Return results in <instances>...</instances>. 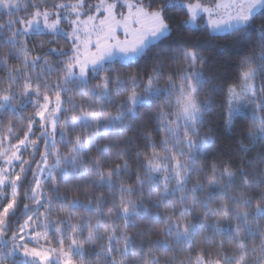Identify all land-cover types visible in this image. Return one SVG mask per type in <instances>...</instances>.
Wrapping results in <instances>:
<instances>
[{"label":"snow or ice","instance_id":"snow-or-ice-1","mask_svg":"<svg viewBox=\"0 0 264 264\" xmlns=\"http://www.w3.org/2000/svg\"><path fill=\"white\" fill-rule=\"evenodd\" d=\"M45 4L0 0V46L8 47L0 56V70L7 72V86L0 89V121L3 114L19 110L13 103L17 99L23 101L20 109L28 104L35 109L17 143H11L16 138L12 121L9 135L0 136V264H76L74 257L80 264H177L175 252L184 245L189 249L187 264H193L192 237L201 229L231 239L239 255H224L221 240L216 242L217 259L202 247L194 264H264V0ZM177 6L186 9L187 19L181 23L188 27L198 28V19L206 14L211 37L256 34L260 51L253 48L241 57L238 83L228 84L225 91L219 74L207 70L206 57L186 47L184 38L170 39V9ZM21 11L24 15H18ZM64 22L71 31L61 27ZM33 35L51 37L38 42L41 48L55 44L57 37L70 40L71 48L49 47L48 53L60 58L54 65L47 56L33 54ZM153 49L146 78L113 70L117 61L135 62ZM165 52L168 60L178 61L167 72ZM9 57L19 66L10 68ZM165 75V86H160L157 81ZM161 97L163 102L157 103ZM154 104L155 125L141 134L149 151L135 153L133 169L123 159L134 141L126 133L138 119V109L151 110ZM245 120L251 125L237 138L235 129ZM213 121L223 126L234 146L227 161L213 164L209 174L193 181V173H205L197 159L216 142L214 125L201 133ZM153 132L160 136L158 142ZM25 151L29 159L23 157ZM26 183L29 187L22 192ZM84 185L106 187L111 199L90 193ZM78 209L91 215L81 216ZM139 219H145L144 228H138ZM85 229L87 249L79 240ZM252 238L260 242L249 248Z\"/></svg>","mask_w":264,"mask_h":264},{"label":"trees","instance_id":"trees-1","mask_svg":"<svg viewBox=\"0 0 264 264\" xmlns=\"http://www.w3.org/2000/svg\"><path fill=\"white\" fill-rule=\"evenodd\" d=\"M39 2V0H37ZM90 2H95V0H90ZM185 3H193L198 2V0H184ZM200 3L208 5L212 3V0H199ZM54 3V0H46V4L43 6H47L51 8L52 4ZM170 13L172 15V21L171 26L173 28L172 36L170 39H173L177 36L184 38L187 43L186 47L189 49H194L198 51L202 56L206 57L208 59V69L209 71H212L213 69L219 74V78L224 82L225 84V91L226 86L228 84H236L238 83V72H237V65L243 55L250 54L255 48V52L258 54L260 51V48L258 46V42L256 39V34L252 33L250 36H244V37H236L232 35H221L216 37H211L209 35L208 29L205 26V23L203 22V19H198L199 27H188L181 23V21L187 19V11L186 9L180 8V7H174L170 9ZM0 15H3L2 10H0ZM18 15H24V12L21 11L18 13ZM7 17L4 16V19ZM0 22H3V20H0ZM51 39V37L48 36H36L33 35L29 37V47L33 49V54H39L41 56H47L49 61L52 64H56L57 60L60 59L55 54H49L48 48L49 47H57V48H63L66 51L70 50L71 48V42L65 38L57 37L55 44H47L45 43L44 47L41 48L39 46V41L44 40L47 41ZM165 43H168L165 41ZM246 45V46H245ZM161 48H163V45H161ZM157 49H153L148 53V56L145 58L138 59L135 62H128L124 61L123 63L117 61L114 66L113 70L115 72L121 73L124 76H127L129 74L133 73H139L141 76H145L148 72L151 71L152 64H151V58L152 53L156 51ZM8 52L7 46H0V56H5ZM169 53L165 52L163 53V59L165 60V72L171 70V67H175V65L178 63V61H170L168 60ZM8 66L16 67L19 66V61L9 57L8 58ZM39 71V69H37ZM7 76V72L5 70H0V89H3L7 86L5 78ZM57 79V76L55 73L51 75V80L55 81ZM259 79V77H258ZM166 82V75L161 76L160 79L157 81V83L160 86H165ZM19 83V82H18ZM92 84L97 83L96 80L91 81ZM19 90V89H17ZM206 96V93L202 91L200 93V98L204 99ZM221 97H217L219 100ZM33 100L36 99V97H32ZM76 99H80V97H76ZM163 97H161L160 101H157V103L163 102ZM42 102V101H41ZM17 105V108L19 109L15 114H3V119L0 121V136H7L9 135L7 132V127L9 121L13 122V131L16 138L11 139V143L15 144L17 143V139L23 138L24 131L27 130V123L28 119L31 116V114L35 111L32 104H28L26 107L20 109V104L23 103L22 100L17 99L13 101ZM113 110V109H109ZM155 111V104L153 105V108L147 109V108H140L138 109V119L136 121H133V127L127 131L128 136H133L134 141L133 144L129 145V152L123 156L124 160H127L129 162L130 167L135 169L136 163H135V153L136 152H145L149 151L144 146V140L142 139V132L146 130H151L154 125L155 121L151 117V112ZM214 125V132L216 133V142L215 144L209 148L206 152V155L201 156L197 159L196 163L198 166L203 165L205 168V173H193L192 180L194 181L197 175H204L209 174L211 172V167L213 164H218L221 162V160L227 161L228 156L230 152L232 151V148L234 146V141L230 139L228 136L225 135L224 129L222 125L215 124V122H211V124L205 125V127L201 128V133L205 132L207 127ZM251 121L245 120L242 123V127H238L235 129V133L237 138H239V133L241 131H247V129L250 127ZM36 135H39L38 128L35 129ZM153 136L157 140V142L160 139V136L153 132ZM32 139H35V137H32ZM62 151H66V148L63 146H60ZM43 148V144L41 143V150ZM95 154V153H93ZM23 157L25 159L30 158V154L28 151H25L22 153ZM36 159H39V154H37ZM117 163L120 161L117 160ZM107 167V165L105 166ZM33 168H35V165H33ZM29 181H31V172H29L28 175ZM134 180V176L132 180H125V184H132ZM191 186V185H189ZM29 185L26 183L22 186L21 191L23 192L24 189L28 188ZM84 187H88L90 193L92 194H104L107 199H111V196L109 194L108 189L105 188H97L95 185H84ZM63 190V189H62ZM147 190V185L145 186V191ZM83 188L79 190V193L81 195V198H83ZM233 195H236L238 193H232ZM71 195V193H70ZM153 199H155V194H153ZM225 202L227 201V198H225ZM6 203V201H5ZM30 203V202H28ZM145 203L148 204V201L145 200ZM213 206H215V201L212 202ZM255 203V201H254ZM110 206L109 204L105 205V208ZM243 210H249L250 209H243ZM43 211V209H41ZM60 210L57 209V212ZM155 211V209H153ZM196 212H201L202 210L197 208L195 210ZM77 213L81 216L87 217L91 215L90 213H85L83 210L78 209ZM56 213H54L55 215ZM21 220L24 219L23 216L20 218ZM211 219V218H209ZM75 222V217L73 218ZM93 224H95V218H93ZM195 222V221H194ZM262 224H264V221H261ZM138 228H144L145 227V219H139L137 221ZM13 229L16 227V222L14 221L12 226ZM103 230V229H101ZM264 230V229H262ZM130 231H134V229H130ZM87 229H85V234L83 236L79 237V240L84 245V247L90 248V241L86 238ZM207 236V241L204 240V237ZM49 239L51 240V243L53 246H56V240L55 238L50 234ZM223 240L224 245L222 252L224 255H239L238 253L234 252L235 249V243L221 235H213L210 230H198L192 237V259L193 264L195 260V254L200 248H206L208 251L212 252V259H217L216 256L217 247L216 242H219ZM258 238H252L248 240V247L251 248L253 244H259ZM70 243V241L66 238L65 239V246ZM175 247V245H174ZM189 254V249L187 245L182 246L181 250H178L175 252V258L176 262L178 264L179 261L185 260V264H187V260L185 259ZM222 259V257H219ZM74 260L76 264H80V258L74 257ZM11 264V261L9 262Z\"/></svg>","mask_w":264,"mask_h":264},{"label":"rangeland","instance_id":"rangeland-1","mask_svg":"<svg viewBox=\"0 0 264 264\" xmlns=\"http://www.w3.org/2000/svg\"><path fill=\"white\" fill-rule=\"evenodd\" d=\"M195 3H197V2H193L192 4H195ZM202 19H203V22L205 23V21H206V19H207L206 14H204V16H203ZM197 22H198V21H197ZM61 27L64 28L66 31H71V28L69 27V25H68L66 22L62 23V24H61ZM118 36H119V38H120L121 40L124 39V35H123V32H122V31L118 32ZM69 41H70V40H69ZM70 42H71V41H70ZM0 166H3V165L0 164ZM28 246H29V247H35L36 245H35L34 243H29Z\"/></svg>","mask_w":264,"mask_h":264}]
</instances>
